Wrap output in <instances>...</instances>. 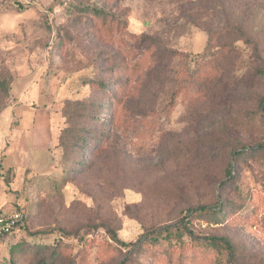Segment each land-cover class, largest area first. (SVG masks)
Returning a JSON list of instances; mask_svg holds the SVG:
<instances>
[{
    "label": "rangeland",
    "instance_id": "obj_1",
    "mask_svg": "<svg viewBox=\"0 0 264 264\" xmlns=\"http://www.w3.org/2000/svg\"><path fill=\"white\" fill-rule=\"evenodd\" d=\"M93 7L126 29L106 34ZM224 28L231 48L209 52ZM212 55L218 77L195 100L187 79ZM140 61L124 107L112 104L123 69ZM256 68L264 70V0H0V214L27 216L0 241V263L22 242L63 239L74 258L85 248L89 264H168L162 256L186 244V264H264V153L233 162L235 182L227 175L232 149L264 145ZM76 100L104 101L97 117L108 123L100 143L92 128L95 152L65 182L59 136ZM221 205L220 221L201 210ZM166 228L200 241H139ZM213 236L232 250L207 246Z\"/></svg>",
    "mask_w": 264,
    "mask_h": 264
},
{
    "label": "trees",
    "instance_id": "obj_2",
    "mask_svg": "<svg viewBox=\"0 0 264 264\" xmlns=\"http://www.w3.org/2000/svg\"><path fill=\"white\" fill-rule=\"evenodd\" d=\"M89 15L95 20L96 24L100 25L103 31L106 34H109L113 31H123L126 29V23L122 19H116L114 15L106 12L100 8H90L88 9ZM231 33L228 29L224 28L220 31H217L211 34L209 39L208 51L218 52L220 50H226L231 48L230 41ZM146 64L142 61L133 65L132 67L126 66L121 75H125L126 78L122 79L118 82L116 86V90L118 92V97L116 100H113L112 104H118L119 106H123L127 99L129 93V85H131V80L135 77L141 78L143 73V67ZM218 57L216 58L214 55L211 56L209 60L206 58H202L198 61L197 66L188 77V84L186 89L189 90L192 96H196L198 98L203 99L205 97L206 92L208 91L209 86L216 81L218 77ZM252 71H256L260 76H264V70L259 68L253 69ZM6 88V96H8V88L9 83H4ZM68 113L66 111V127L62 130V133L59 136V146L63 148V150L68 152L69 158L64 163V176L63 180L68 182L70 176L78 173L83 170L87 166V159H90L95 152V145L91 146L90 141L95 137L91 135L92 128H96V140L93 142L100 143L104 141V136H106V132L104 128L108 120L102 119L99 120L97 114H99L104 108V101L100 103H96L95 101H87V100H76L68 102ZM106 106V105H105ZM260 110L264 113V98L259 102ZM107 140V138H106ZM264 153V145H259L258 148L253 149L252 152L247 153L245 150L236 151L232 149L230 151V156L232 159L228 162L227 175L229 182L236 181V168L233 162H242L245 161L250 155L253 156L260 155ZM226 205H221L217 209H212L211 207H202L201 210L213 216L215 220L220 221L221 218H226L227 213L225 212ZM243 208L232 212L231 215L233 218L239 219L242 215L240 212ZM21 211V210H17ZM27 221V216H25L23 222L20 227L24 228V225ZM166 234H163L159 229L158 232L155 231L152 235H144L139 241H161V240H170V241H184V237L186 235L189 236L191 241H200L193 231L184 230L183 232L178 231L177 233H170L169 228L164 229ZM174 236V237H172ZM7 237L0 239V241L4 240ZM172 239V240H171ZM114 241H119L118 238L114 235ZM210 244L209 247H216L219 245H224L228 249L232 250V245L226 238L220 237H210L206 239ZM149 242V243H150ZM204 245L203 243H199L198 245L192 244V248L197 246ZM190 244L181 245L179 247H171L168 255H163L161 260H167L168 264H172L175 262L174 254L178 252L180 255V261L178 264H186V261H183L187 255L184 254L185 250L188 249ZM206 246V247H207ZM202 247V246H201ZM204 248V247H203ZM207 249V248H204ZM72 247L63 241H58L55 246H42V245H33L27 242H22L21 244H17L10 251V257L5 262H1L0 264H89L88 263V252L85 248H83L77 256L74 258ZM191 261L194 258L190 259Z\"/></svg>",
    "mask_w": 264,
    "mask_h": 264
},
{
    "label": "built area",
    "instance_id": "obj_3",
    "mask_svg": "<svg viewBox=\"0 0 264 264\" xmlns=\"http://www.w3.org/2000/svg\"><path fill=\"white\" fill-rule=\"evenodd\" d=\"M25 211L0 214V239L14 234L25 218Z\"/></svg>",
    "mask_w": 264,
    "mask_h": 264
}]
</instances>
